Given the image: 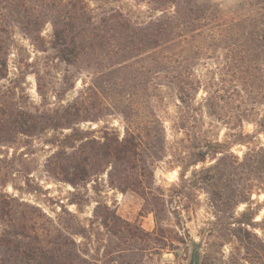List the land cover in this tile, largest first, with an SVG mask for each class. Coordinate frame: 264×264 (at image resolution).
Instances as JSON below:
<instances>
[{
    "label": "trees",
    "instance_id": "1",
    "mask_svg": "<svg viewBox=\"0 0 264 264\" xmlns=\"http://www.w3.org/2000/svg\"><path fill=\"white\" fill-rule=\"evenodd\" d=\"M90 1L0 0V145L50 133L51 150L43 168L76 190L70 194V204H77L78 187L104 174L111 188L130 190L147 200L156 231L148 234L100 201L87 223L64 210L74 220L65 224L58 214L51 217L7 192L6 183L0 182V264H100V224L118 238V264L132 262L135 248L128 241L147 236L154 245H164L165 237L162 240L156 232L169 231L170 226L161 198L153 191V170L165 141L155 100L165 88L174 93L180 117L198 105L225 127L223 138L209 137L199 129L190 159L180 166L184 182L186 168L200 165L193 170L195 183L207 195L211 216L202 221L201 229L208 251L201 264H211V247H227L228 264H264V216L256 220L261 205H249L252 194L264 193V111H258L264 105V0H250L262 3L261 12L241 8L230 14L200 0H133L144 4L145 11L121 5L122 0H100V8ZM16 32L41 53L43 64L14 59L15 72L10 76V57L21 54ZM212 42L225 43L234 51L232 66L241 74L230 80L231 90L240 96L241 87L246 89L251 106L246 116L226 115L219 105L221 96L208 90L213 83L202 82L192 69L185 74L179 66L166 71L169 63H194L209 53L206 48ZM255 52L263 55L260 60L251 58ZM138 62L143 72L133 78L122 74L126 69L135 71ZM59 64L92 77L67 101L64 96L74 88L76 74L70 69L54 88L51 73ZM27 74L34 77L37 104L23 85ZM135 78L140 87L139 79L144 78L150 94V106L143 114L135 106L133 86L126 82ZM214 85L223 88L218 82ZM116 93L123 94L121 99L113 97ZM114 113L122 116V132L106 123L98 129L81 126L97 124ZM248 120L255 126L252 132L242 128ZM234 146L239 149L233 150ZM240 203L248 206L237 211Z\"/></svg>",
    "mask_w": 264,
    "mask_h": 264
},
{
    "label": "rangeland",
    "instance_id": "2",
    "mask_svg": "<svg viewBox=\"0 0 264 264\" xmlns=\"http://www.w3.org/2000/svg\"><path fill=\"white\" fill-rule=\"evenodd\" d=\"M122 1L121 5L126 4L125 6H130L133 10H146L145 5L142 3L138 5L133 0ZM90 2L92 7L100 8V0H92ZM200 2L210 3L213 8L215 7L222 14H230L241 8L261 12L262 4H255V2L250 0H200ZM49 31V26H46L44 33L48 34ZM15 39L18 47H21V54L19 56H16V54L11 55L10 76H13L12 73L15 72L13 68L14 59L21 58L22 61L26 59L28 62H36L38 65L43 64L41 53L35 51L22 34L16 32ZM231 49L225 43L212 42L206 48L209 53L202 54L194 63L187 61L169 63L166 66V71L171 73V69L174 66H179L182 73L185 70L192 69L193 73L202 82L213 83L208 90L215 95L219 94L221 96L219 105L222 106L226 115L234 116L235 114L244 113L243 115L246 116L251 109L248 100H246V89L241 87L240 96L237 92L231 90L234 83L230 82V80L241 74L232 66L234 51ZM253 54L251 58L257 60H260L263 56L256 52ZM70 69L76 74L74 78L75 86L66 93L64 101L75 97L84 86L83 82H89L92 78L84 70L75 71L72 70V67L59 64L51 73L54 75L52 79L54 88H57L62 75L70 71ZM143 71L142 64L138 62L135 71L126 69L122 74L124 76L127 75V77L131 75L133 78L136 73ZM126 82L129 86H133L130 87V91L133 92V96L135 95V106L143 114L142 112H146L150 106V94L145 89L144 78L139 79V82L142 83L141 87L136 84L138 82L137 78L133 81L128 79ZM217 82L219 86L223 87V91L220 87L214 85ZM23 85L33 102L37 104L39 97L36 93L35 80L32 74H27ZM49 90V101H53L52 94L54 92L51 88ZM203 92L204 90H201L198 93V100L203 96ZM121 96L123 94L120 93L113 95V97L120 99ZM155 106L164 122L165 141L163 150L155 161L153 191L155 195L161 198L164 215L165 213L168 215L166 222L169 224L170 230L156 232V234L161 235L162 240L165 237L164 245H154L147 236L128 241L130 246L135 248L132 253L131 264H188L192 250L191 241L200 244L199 264H201L202 258L208 251L206 249L208 247L207 240L201 229L202 221L211 216L210 210L206 205L207 195L195 183L193 170L199 168L200 165L186 168L187 170L183 177L184 182L179 177L180 166L187 163L190 159L191 144L198 138L199 129L203 130V132L206 131L205 134L209 137L223 138L225 127L222 123L206 116L205 108L199 109L198 105H195L196 108L187 117H180L176 97L167 88L162 91L160 97L156 98ZM258 111L262 113L264 105H261ZM256 117H253V120ZM233 121L234 123L237 122L236 119H233ZM104 123L117 128L121 132L123 130L124 122L119 113L104 116L97 124L85 122L81 126L83 128L98 129ZM242 128L245 132H252L255 126L253 121L248 120L244 122ZM50 136L51 134L49 133L40 137H23L14 144L0 145V182L6 183L5 190L7 192L27 203L38 206L45 214L51 217H55L58 214L61 221L65 224L70 220V216L64 210L74 213L82 223H87L96 201H100L114 208L122 219L139 226L148 234L154 231L156 224L153 214L147 209V200L133 191L121 192L111 188L104 174L100 175L95 181L90 182L86 187H78L77 204H70L68 201L70 194L76 190L68 184L53 179L43 168L44 160L51 150V146L47 141ZM237 149H239L238 146L233 147V150ZM182 182L184 186H181ZM252 200L253 203L249 205L253 207L256 206V203L261 205L259 206V214L256 217V220H260L264 216V193L260 195L252 194ZM247 206L246 203H240L236 210L241 211ZM73 222L74 220H70V223L73 224ZM118 245V238L111 235L108 228L100 224V264H118L120 260L116 251ZM227 249V247L224 249L211 247L210 263L228 264Z\"/></svg>",
    "mask_w": 264,
    "mask_h": 264
},
{
    "label": "water",
    "instance_id": "3",
    "mask_svg": "<svg viewBox=\"0 0 264 264\" xmlns=\"http://www.w3.org/2000/svg\"><path fill=\"white\" fill-rule=\"evenodd\" d=\"M192 243V250L188 264H199L200 261V244L194 241Z\"/></svg>",
    "mask_w": 264,
    "mask_h": 264
}]
</instances>
